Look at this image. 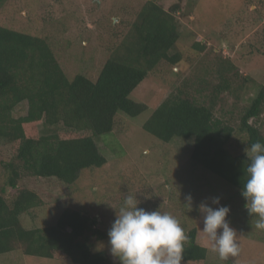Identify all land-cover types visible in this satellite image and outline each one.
<instances>
[{"label": "trees", "instance_id": "trees-1", "mask_svg": "<svg viewBox=\"0 0 264 264\" xmlns=\"http://www.w3.org/2000/svg\"><path fill=\"white\" fill-rule=\"evenodd\" d=\"M6 2L0 0V9ZM181 2L167 8L145 2L117 44L104 48L106 57L94 81L82 74L68 79L48 39L0 26V144L11 153L3 163L5 187H0V255L20 250L25 256L74 264H119L110 254L93 251L91 240H107L108 231L97 229V219L78 210H64L41 228L24 229L19 217L42 201L18 183L32 177L71 185L82 171L106 164L94 137L112 134L118 113L129 118L143 113L146 105L130 94L158 66L178 68L183 61L181 52H174ZM201 42L192 44L198 57L207 46ZM259 46H264V34ZM206 59L171 90L142 130L164 143L174 138L190 142L193 166L241 192L245 150L264 143V82L255 86L232 60L215 52L209 63ZM254 89L249 103L240 105ZM22 102L26 112L15 117ZM186 235L182 262L203 261L207 252L197 243L196 228Z\"/></svg>", "mask_w": 264, "mask_h": 264}, {"label": "rangeland", "instance_id": "rangeland-1", "mask_svg": "<svg viewBox=\"0 0 264 264\" xmlns=\"http://www.w3.org/2000/svg\"><path fill=\"white\" fill-rule=\"evenodd\" d=\"M147 1L7 0L0 9V26L48 39L68 79L82 74L94 81L106 57L104 48L117 44L128 23L133 22ZM154 1L164 8L177 2ZM175 18L180 38L174 52H181L183 61L178 68L158 66L130 94L131 100L146 105L143 113L134 118L118 113L112 134L94 137L106 164L82 171L71 185L53 179L23 177L19 188L36 192L42 205L22 214L20 223L24 229L41 228L52 224L64 210L71 209L97 219L96 228L107 232L115 212L132 195L140 201L138 207L175 217L185 234L196 228L197 243L206 249V257L200 262L182 264H264V230L255 229V217L247 213L240 192L193 166L188 161L190 142L174 138L164 143L142 130L143 123L171 90L183 78L198 72L196 67L204 65L201 59L209 56L206 59L209 63L214 52L232 60L239 74L248 77L255 86L264 82V46H259L264 34V4L259 6L258 0H182L181 11ZM200 39L207 46L198 57L192 44ZM256 89L246 93L239 104H248ZM25 112L26 103L22 102L13 115L18 117ZM38 128L40 134L46 131L42 125ZM10 154L9 146L0 144V187H5L7 172L3 163L9 161ZM10 193L6 195L7 201ZM189 195L192 210L185 199ZM216 197L220 206L230 208L226 219L237 232L240 249L238 256H229L227 260H221L211 251L201 231L203 214L198 206L206 203L217 207L212 204ZM91 243L94 252L111 255L108 239L100 242L92 239ZM0 264L74 263L25 256L16 250L0 255Z\"/></svg>", "mask_w": 264, "mask_h": 264}, {"label": "clouds", "instance_id": "clouds-1", "mask_svg": "<svg viewBox=\"0 0 264 264\" xmlns=\"http://www.w3.org/2000/svg\"><path fill=\"white\" fill-rule=\"evenodd\" d=\"M247 167L243 170L245 182L240 195L245 200L249 216L255 217L254 227L264 230V143H252L246 150ZM191 208L192 197L186 198ZM136 196L128 195L115 212V219L107 232L108 246L119 264H182L184 244L189 240L179 221L158 210L147 211L138 207ZM211 207L201 203L203 214L201 231L211 245V251L221 260L239 255L237 232L226 217L228 206H220L218 197Z\"/></svg>", "mask_w": 264, "mask_h": 264}]
</instances>
